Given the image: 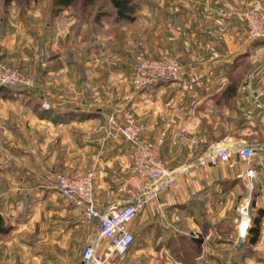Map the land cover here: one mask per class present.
<instances>
[{
  "label": "crops",
  "instance_id": "obj_1",
  "mask_svg": "<svg viewBox=\"0 0 264 264\" xmlns=\"http://www.w3.org/2000/svg\"><path fill=\"white\" fill-rule=\"evenodd\" d=\"M205 1V14L193 9L166 13L174 25L168 46L161 33L158 42L146 43L147 57L161 52L177 57L184 65L181 78L124 92V103L142 126V142L155 145L158 156L168 158L169 166L165 164L175 180L127 225L134 241L117 258L119 264H210L205 245L210 231L202 224L199 229L198 210L214 189L222 192L218 195L222 198L247 180L239 176L245 164L236 156L226 163L198 166V159L213 146L254 148L255 185L264 188V38L247 39L242 16L248 8H264V0ZM65 12L50 11V19L41 28L36 16L42 18L43 12L34 13L35 21L30 16L20 21L14 4L5 6L0 18V61L17 64L35 56L38 66L45 65L37 73L45 74L48 94L57 89L55 75H71L77 61L74 64L69 56H85V44L80 41L83 27L72 30L70 20H64ZM116 51L111 48L106 56H125ZM130 62L114 60L117 69L107 71L117 73ZM12 89L13 94L18 91ZM103 109L90 110L66 99L52 101L50 109L39 103L0 101V128L7 139L13 136L19 142L15 151L29 157L32 177L50 173L51 179L55 172L76 176L92 170L96 205L113 210L136 196L129 184L119 190L133 175L132 147L109 135ZM88 123L97 126L96 133L77 130ZM22 141L29 142V148H23ZM29 188H36L29 197L22 192L0 195V212L10 227L0 233L4 234L0 264H80L94 223L42 182H30ZM71 253H78L77 262L69 261Z\"/></svg>",
  "mask_w": 264,
  "mask_h": 264
},
{
  "label": "rangeland",
  "instance_id": "obj_2",
  "mask_svg": "<svg viewBox=\"0 0 264 264\" xmlns=\"http://www.w3.org/2000/svg\"><path fill=\"white\" fill-rule=\"evenodd\" d=\"M128 2L135 4L132 14L134 18L130 21L118 18L117 9L111 0H75L70 6L65 7L64 20H70L72 30L83 27V31L80 33V41L82 40L85 44V56H69L71 60L75 59L74 64L77 61L75 67L71 69V75L68 77L55 75L58 82L57 89L50 91L49 94L46 89L45 74L37 73V71L44 69L39 68V66L45 65L40 63L38 66L37 63L40 60L35 61V56H26V62L23 63L3 62L27 75L32 79L34 85L28 88H18V91L15 90L12 95L3 93L4 86H0V101L39 103L41 108H43L44 103H48L51 108L52 101L74 100V102H78L90 110L103 107V112L107 117L114 115L118 119H121L123 110L133 111L123 101L125 100L124 92L131 88L134 89L132 86L133 67L136 62L148 56L146 55V43L158 42V34L161 33V36L164 34V39L166 38V45L170 44L168 38L173 36L174 25L166 13L180 9L190 12L193 9L198 14L201 12L205 14L204 8L207 4L205 0H128ZM11 4L17 7L20 13L17 19L20 21H28L29 16L30 20L35 21L34 13L37 15L43 12L42 18L36 16L37 26L40 28L50 19L48 14L50 11L52 12L51 4L53 5L52 0H14L7 5ZM7 5H4L3 1L0 0V18L4 16V7ZM161 15H165V17L163 18ZM188 20L189 14L185 22L189 23ZM179 30V28L175 29V31ZM164 39L160 42L164 43ZM172 40L170 39L171 42ZM100 47L104 48L101 54ZM111 48H115L116 53L119 52L125 56H106L111 53ZM125 59L131 61V65L124 66L117 73L107 71L117 69L112 63L114 60ZM34 88L37 90L35 91ZM31 91L34 93L33 95ZM110 103L113 105L112 107H108ZM23 111H28V109L23 108ZM69 118H74V116ZM18 123L23 124L22 121ZM105 125L104 127H106ZM74 126L77 127V125ZM77 130L94 134L97 132V126L94 123H88L78 126ZM2 131L0 128V195L13 197L22 192L29 197V194H33L32 191H36V188H29L30 182L39 181L44 186H48L50 173H43L37 179L32 177L33 170L30 166L29 157L16 152L15 144L19 142H16L12 135V139H7ZM21 144L25 149L30 146L29 142L22 141ZM163 160L167 165L170 163L168 158H163ZM250 162L254 164V155ZM242 163L245 164L243 161ZM252 183L254 185L252 190L248 189V182L243 179V182L236 189H231L225 193L226 195H222V198H220L221 195L218 197L222 192L215 189L213 193L211 192L210 197L204 198L206 205L198 210L199 229L201 224L209 227L210 236L206 239L205 245L209 249L207 255L212 258L210 264H264V216L260 222L259 236L256 242L250 243L247 237L252 218L261 208L260 206H264V188L255 185V178ZM25 185L28 186L27 190L22 188ZM38 190L41 189L38 188ZM51 190L53 191V189ZM1 196L0 198H3ZM244 218L247 221L243 224ZM245 224L247 225L246 232L243 240L238 243L240 228ZM3 235H0V240L4 239ZM0 246H4V244L2 243ZM78 258V253H71L69 261L73 263V260H76L77 262Z\"/></svg>",
  "mask_w": 264,
  "mask_h": 264
},
{
  "label": "built area",
  "instance_id": "obj_3",
  "mask_svg": "<svg viewBox=\"0 0 264 264\" xmlns=\"http://www.w3.org/2000/svg\"><path fill=\"white\" fill-rule=\"evenodd\" d=\"M242 16L246 37L250 40L264 38V8L246 9ZM183 69L184 65L180 60L169 53L146 57L136 62L133 67L132 86L135 90H141L148 86L177 81L181 78ZM33 85L34 82L27 75L0 61V86L28 88ZM42 107L50 109L48 103H44ZM106 129L110 136L120 137L132 147L133 175L119 190L131 185L136 193L133 200L113 210L99 208L93 198L92 170L76 176L56 172L48 180L50 189L56 191L68 204L80 208L84 217L94 223L81 250L80 264H119L117 258L123 256L134 241V235L127 225L148 201L157 198L160 190L171 187L175 180L173 170L158 156L156 146L142 142V126L137 122L133 111L123 110L121 119L114 115L108 116ZM254 153L255 149L250 146H213L205 156L198 159L197 165H218L236 156L245 163V170L239 176L247 178L248 189L252 190L256 171L250 160Z\"/></svg>",
  "mask_w": 264,
  "mask_h": 264
},
{
  "label": "trees",
  "instance_id": "obj_4",
  "mask_svg": "<svg viewBox=\"0 0 264 264\" xmlns=\"http://www.w3.org/2000/svg\"><path fill=\"white\" fill-rule=\"evenodd\" d=\"M4 5H7L11 3L14 0H2ZM75 0H52L53 5L51 4V10L53 13H57L64 9L65 7L70 6ZM113 6L117 9V15L118 18L124 19V20H132L134 17L132 16L134 12V5L130 4L128 0H111ZM4 93H8V95H11L13 92V89L10 87H3ZM262 216H264V208H259L257 210L256 215L252 218L251 226L248 228V241L250 243H255L258 236H259V230H260V222L262 219ZM9 226H6L4 224V219L0 212V233H6L9 230Z\"/></svg>",
  "mask_w": 264,
  "mask_h": 264
},
{
  "label": "bare ground",
  "instance_id": "obj_5",
  "mask_svg": "<svg viewBox=\"0 0 264 264\" xmlns=\"http://www.w3.org/2000/svg\"><path fill=\"white\" fill-rule=\"evenodd\" d=\"M246 221H247V219L244 218V219H243V224L246 223ZM246 227H247L246 224L241 226V228H240V233H241V234H244V233H245Z\"/></svg>",
  "mask_w": 264,
  "mask_h": 264
},
{
  "label": "water",
  "instance_id": "obj_6",
  "mask_svg": "<svg viewBox=\"0 0 264 264\" xmlns=\"http://www.w3.org/2000/svg\"><path fill=\"white\" fill-rule=\"evenodd\" d=\"M246 232V230H245ZM244 234H239L238 243H240L243 240Z\"/></svg>",
  "mask_w": 264,
  "mask_h": 264
}]
</instances>
